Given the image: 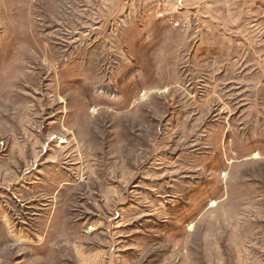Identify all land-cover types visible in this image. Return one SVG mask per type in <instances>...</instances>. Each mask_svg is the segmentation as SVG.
<instances>
[{"label": "rangeland", "instance_id": "obj_1", "mask_svg": "<svg viewBox=\"0 0 264 264\" xmlns=\"http://www.w3.org/2000/svg\"><path fill=\"white\" fill-rule=\"evenodd\" d=\"M0 264H264V0H0Z\"/></svg>", "mask_w": 264, "mask_h": 264}]
</instances>
